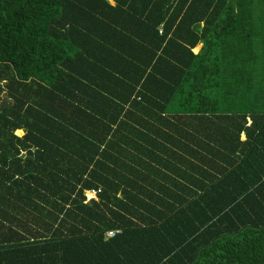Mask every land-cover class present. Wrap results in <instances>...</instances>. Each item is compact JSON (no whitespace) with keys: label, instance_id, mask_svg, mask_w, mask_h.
<instances>
[{"label":"trees","instance_id":"1","mask_svg":"<svg viewBox=\"0 0 264 264\" xmlns=\"http://www.w3.org/2000/svg\"><path fill=\"white\" fill-rule=\"evenodd\" d=\"M0 264H264V0H0Z\"/></svg>","mask_w":264,"mask_h":264},{"label":"built area","instance_id":"2","mask_svg":"<svg viewBox=\"0 0 264 264\" xmlns=\"http://www.w3.org/2000/svg\"><path fill=\"white\" fill-rule=\"evenodd\" d=\"M86 192L89 193V194H91V195H93L92 198H95L96 195H95V191H94V190H88V191H86ZM115 232L117 233L118 230H115V231H113V230L108 231V232L106 233L105 238H108V237H112V236H114Z\"/></svg>","mask_w":264,"mask_h":264},{"label":"rangeland","instance_id":"3","mask_svg":"<svg viewBox=\"0 0 264 264\" xmlns=\"http://www.w3.org/2000/svg\"><path fill=\"white\" fill-rule=\"evenodd\" d=\"M199 45L197 46V47H195V49H194V51H197L198 49H199ZM248 122H249V120H247ZM23 133V131L21 130V133H18L19 135H21ZM85 195H86V198L87 199H90V198H92L93 197V195H91V194H89V193H85Z\"/></svg>","mask_w":264,"mask_h":264},{"label":"crops","instance_id":"4","mask_svg":"<svg viewBox=\"0 0 264 264\" xmlns=\"http://www.w3.org/2000/svg\"><path fill=\"white\" fill-rule=\"evenodd\" d=\"M248 120H249V122H250V119H248ZM240 138H241L242 140H244V139H245V134L242 133L241 136H240Z\"/></svg>","mask_w":264,"mask_h":264}]
</instances>
